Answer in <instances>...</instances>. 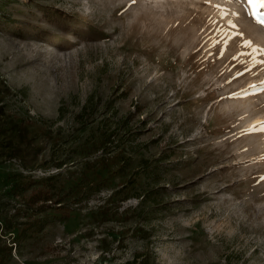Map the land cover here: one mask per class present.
<instances>
[{
    "label": "rangeland",
    "instance_id": "1",
    "mask_svg": "<svg viewBox=\"0 0 264 264\" xmlns=\"http://www.w3.org/2000/svg\"><path fill=\"white\" fill-rule=\"evenodd\" d=\"M0 3L5 264H264L260 2Z\"/></svg>",
    "mask_w": 264,
    "mask_h": 264
},
{
    "label": "trees",
    "instance_id": "2",
    "mask_svg": "<svg viewBox=\"0 0 264 264\" xmlns=\"http://www.w3.org/2000/svg\"><path fill=\"white\" fill-rule=\"evenodd\" d=\"M3 7H4V4L0 3V11L3 9ZM48 15H49V19H51V20L52 19L57 20V19L62 18V14L57 10H50ZM1 20H4V17H2ZM12 23L8 22V24H12ZM0 84H1V88L4 91L6 89L5 84L2 81H0ZM0 110H1V107H0ZM10 123H11V127L15 128L17 130V134H18L19 138L22 139L24 131H23V126H22L21 120H19L18 122L17 121H11ZM5 131H7V130L2 128L0 131V135L6 134ZM50 179H52L51 176L44 177V178H42V182H47ZM32 183H34V181L33 182L32 181L26 182L24 179L20 178L13 183V185H14L13 187L17 190L24 191L27 188H29L30 184H32ZM52 200H53V195H51L50 193H47L46 190H43V189L33 190L32 193L26 198L28 205H30V206L37 205L36 211H39V212L46 210L47 207H50V204L52 202L57 203V204H59L61 202V201H59L60 199H58L57 201L56 200L52 201ZM48 202H50V203H48ZM41 223H42L41 218H35V219H33V220L31 219L29 222H27L22 229H18V228L14 227L16 234L13 238V240H14L13 242H15V240H18L22 237H25L27 235V232L33 230L36 227L41 226ZM11 229H13V228H7L6 230L11 232L12 231ZM11 250H12V245H9L6 243L0 244V264H5L10 259Z\"/></svg>",
    "mask_w": 264,
    "mask_h": 264
},
{
    "label": "snow or ice",
    "instance_id": "3",
    "mask_svg": "<svg viewBox=\"0 0 264 264\" xmlns=\"http://www.w3.org/2000/svg\"><path fill=\"white\" fill-rule=\"evenodd\" d=\"M257 2H260L261 3V6L264 7V0H249V3L250 4H255ZM253 15H256L255 13H253ZM257 23L261 24L262 26H264V19H260L258 16H257Z\"/></svg>",
    "mask_w": 264,
    "mask_h": 264
}]
</instances>
